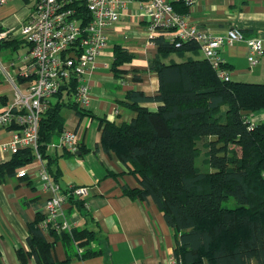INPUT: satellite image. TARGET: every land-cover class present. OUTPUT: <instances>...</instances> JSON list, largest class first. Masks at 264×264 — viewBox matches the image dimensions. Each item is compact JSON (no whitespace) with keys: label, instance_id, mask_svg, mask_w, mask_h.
<instances>
[{"label":"trees","instance_id":"16d2710c","mask_svg":"<svg viewBox=\"0 0 264 264\" xmlns=\"http://www.w3.org/2000/svg\"><path fill=\"white\" fill-rule=\"evenodd\" d=\"M174 6L178 12L187 10L181 3ZM5 29L0 27V31ZM20 45L29 46L19 35L0 40V50H16ZM154 45L156 53L147 60V69L131 72L134 81H140L138 73L155 72L156 93L127 90L125 103L134 112L128 121L98 118L103 150L112 152L137 182V186L125 188V194L131 199L151 197L173 229V254L183 264H264V120H248L252 113L264 110V83L218 78L210 62L199 57L194 42L176 47L161 35L154 39ZM186 52L195 58L165 62L172 53L182 57ZM133 57L121 44L113 45L110 69L114 77L126 71L120 66ZM222 66L228 70L225 63ZM56 98L41 114L38 151L46 160L49 177L58 183L57 155L49 152L48 145L65 129L61 109H72L80 118L89 114L77 107L71 91H59ZM148 102L157 103L156 109L144 105ZM201 151L212 168L209 171L195 166ZM35 157L31 148L19 149L0 164V180ZM68 188L61 190L66 193ZM228 197L235 206L222 205ZM65 202L86 222V199L69 194ZM42 219L43 215H37L28 224L27 249L16 250L19 264H68L74 256L84 260L101 255L107 248L100 230L89 229L86 223L68 230L52 226L43 230L39 226ZM58 239L65 244V259L61 261L52 254Z\"/></svg>","mask_w":264,"mask_h":264},{"label":"crops","instance_id":"0c3cea01","mask_svg":"<svg viewBox=\"0 0 264 264\" xmlns=\"http://www.w3.org/2000/svg\"><path fill=\"white\" fill-rule=\"evenodd\" d=\"M136 4L135 0H127L121 19L106 28L107 47L83 76L90 94L85 111L95 117L80 118L72 109L64 115L65 129L76 133L79 148L82 147L83 151L63 154L65 151L62 149H49L51 154L57 155L59 186L87 187L86 210L89 216L86 222L77 211L69 210L67 202L62 205V212L57 219L65 221L70 227H82L86 223L89 229L100 230L107 242V248L101 255L84 260L74 256L68 264H163L173 254V229L167 225L151 197L131 199L125 194L124 189L137 186V182L117 157L103 150L100 143L99 117L118 123L133 117L134 112L125 103L127 90L153 95L158 88L156 73L152 71L138 73L140 81L132 80L134 72L131 70H146L147 60L156 53L155 45L146 44V23L128 15ZM24 20L25 17L10 26L17 27ZM132 20H136L138 28L131 27ZM188 20L212 35L223 34L227 28L235 27L244 37L260 38L264 50V0H196L188 12ZM1 26L4 27L2 23ZM114 44H121L134 55L130 62L120 66V69L126 71L117 78L110 69ZM21 47L26 49L13 57V52ZM26 51L27 46L22 45L16 50L3 48L0 50V65L6 66L10 74H13L11 64L19 65ZM218 55L228 67L229 79L240 81L249 78L251 82H264V52L252 66L253 69L247 64L243 41L221 46ZM185 56L194 57L191 52H186L183 58ZM170 59L180 62L174 53L165 62ZM54 98L57 99L56 96ZM13 100L14 90L0 71V111L7 109ZM144 105L151 110L157 107L155 102ZM248 120L263 121L264 110L252 113ZM10 138L9 131L1 128L0 144L8 143ZM12 156L9 149L0 150V164ZM26 169L24 177H18L15 173L0 180V264H19L16 250L27 249L28 224L37 215H44L45 202L51 195L40 176V162L34 160L27 164ZM47 239L53 240L48 234ZM69 245L68 242V248ZM73 248L76 250L75 246ZM52 254L57 261L65 259V244L60 239L55 242Z\"/></svg>","mask_w":264,"mask_h":264},{"label":"built area","instance_id":"2783aa9c","mask_svg":"<svg viewBox=\"0 0 264 264\" xmlns=\"http://www.w3.org/2000/svg\"><path fill=\"white\" fill-rule=\"evenodd\" d=\"M7 1L0 0V5ZM126 1L35 0L31 12L22 23L0 31V40L10 35H19L29 44L19 65L11 64L13 74H10L6 66L0 65L1 73L14 90L12 104L0 111V129L8 130L11 135L8 143L0 144V150L9 149L16 153L19 149L31 148L35 153V160L40 162V176L44 180V187L51 194L45 202L43 219L39 224L43 230L51 226L56 230H68L70 226L65 221H59L57 216L62 212V205L69 194L74 198L86 199L87 187L70 185L69 192L64 193L59 184L49 177L46 162L38 151L41 114L59 91H71L77 107L85 109L90 94L83 76L89 72L95 58L107 47L106 28L121 19ZM135 1L137 6L128 15L146 23V44L154 45V39L161 35L174 42L176 47L184 42H194L201 55L210 62L218 78L224 81L229 80V74L218 55L221 46L243 41L249 67L254 66L264 52L260 38L244 37L235 27L227 28L223 34L212 35L203 27L189 22L188 12L196 0ZM175 3L183 4L187 10L178 12ZM16 29H19V33H15ZM19 79L25 81L20 82ZM251 126L252 123H249L248 128ZM48 147L76 154L79 150L76 133L64 129ZM26 167L27 165L19 167L16 175L24 177ZM84 204L87 206V201ZM163 264L183 262L180 257L172 254Z\"/></svg>","mask_w":264,"mask_h":264},{"label":"rangeland","instance_id":"374dc122","mask_svg":"<svg viewBox=\"0 0 264 264\" xmlns=\"http://www.w3.org/2000/svg\"><path fill=\"white\" fill-rule=\"evenodd\" d=\"M35 4V0H12L9 3H7L4 6H0V23L4 26V28L10 27V25H15L17 21H21L26 18V16L31 12L32 6ZM134 7V5L132 6ZM136 8V7H135ZM130 25L132 28H138L139 24L136 22V20L130 21ZM15 33H19V29L15 30ZM26 47H21L18 49V51L13 52V57H16L17 54H21L23 50H25ZM202 56V55H200ZM179 57V56H178ZM186 58V56L184 57ZM182 57H179L178 61L185 60ZM254 67H252L253 69ZM249 78H246V80H240L243 82H251L252 80H248ZM264 81V80H262ZM264 83V82H262ZM64 99L67 100V97L64 96ZM52 101H55V98L53 97L51 99ZM71 109L67 107H63L61 109V113L63 115L67 114ZM205 154L203 151L200 152V154L197 156L195 160V166L200 171H209L212 168L210 165L205 161ZM222 205L225 207H233L235 206V201L232 197H228L226 200L222 201Z\"/></svg>","mask_w":264,"mask_h":264},{"label":"water","instance_id":"95a60500","mask_svg":"<svg viewBox=\"0 0 264 264\" xmlns=\"http://www.w3.org/2000/svg\"><path fill=\"white\" fill-rule=\"evenodd\" d=\"M79 152H76V154H78Z\"/></svg>","mask_w":264,"mask_h":264}]
</instances>
